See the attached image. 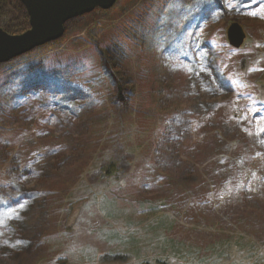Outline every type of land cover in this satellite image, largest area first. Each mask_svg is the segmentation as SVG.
Segmentation results:
<instances>
[{
	"label": "rangeland",
	"instance_id": "rangeland-1",
	"mask_svg": "<svg viewBox=\"0 0 264 264\" xmlns=\"http://www.w3.org/2000/svg\"><path fill=\"white\" fill-rule=\"evenodd\" d=\"M0 264H264V0H116L0 64Z\"/></svg>",
	"mask_w": 264,
	"mask_h": 264
},
{
	"label": "water",
	"instance_id": "water-1",
	"mask_svg": "<svg viewBox=\"0 0 264 264\" xmlns=\"http://www.w3.org/2000/svg\"><path fill=\"white\" fill-rule=\"evenodd\" d=\"M24 7L29 29L11 35L0 28V64L32 52L63 37L66 24L96 9L109 10L116 0H17ZM230 45L240 49L245 41L243 28L233 23L227 31Z\"/></svg>",
	"mask_w": 264,
	"mask_h": 264
},
{
	"label": "trees",
	"instance_id": "trees-1",
	"mask_svg": "<svg viewBox=\"0 0 264 264\" xmlns=\"http://www.w3.org/2000/svg\"><path fill=\"white\" fill-rule=\"evenodd\" d=\"M13 4L17 7L11 10ZM26 26H28V16L22 4L17 0H0V27L11 35H17L25 32ZM252 248L247 246L245 252H250Z\"/></svg>",
	"mask_w": 264,
	"mask_h": 264
},
{
	"label": "bare ground",
	"instance_id": "bare-ground-1",
	"mask_svg": "<svg viewBox=\"0 0 264 264\" xmlns=\"http://www.w3.org/2000/svg\"><path fill=\"white\" fill-rule=\"evenodd\" d=\"M243 46V45H242ZM28 54V53H27ZM26 55V54H25ZM24 56V55H23ZM22 57V56H21ZM18 58H20V57H18ZM17 59V58H16ZM14 60V59H13ZM12 61V60H11ZM10 62V61H9ZM9 62H7V63H9Z\"/></svg>",
	"mask_w": 264,
	"mask_h": 264
}]
</instances>
